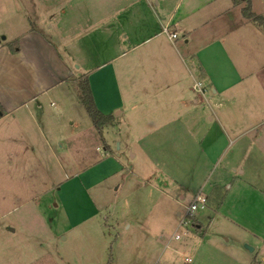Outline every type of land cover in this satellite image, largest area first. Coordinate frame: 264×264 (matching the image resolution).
Here are the masks:
<instances>
[{
    "label": "crops",
    "instance_id": "obj_1",
    "mask_svg": "<svg viewBox=\"0 0 264 264\" xmlns=\"http://www.w3.org/2000/svg\"><path fill=\"white\" fill-rule=\"evenodd\" d=\"M33 2L37 9L56 10L48 19L61 48L30 21L13 36L15 53L8 42L0 43V155L19 160L31 153L45 178L53 140L79 138L82 131L63 118L54 123L44 103L64 98L84 117L76 85L86 79L97 109L110 117L100 132L89 118L88 133L104 140L103 133L124 115L128 137L123 154L105 143V155L86 167L84 174H97L93 186L123 170L120 156L135 150L138 173L147 179L163 175V180L157 177L162 189L156 188L163 203L181 206L198 192L206 197V208L195 216L200 246L221 247L216 236L227 235L225 241L232 237L237 248L259 244L255 257L264 263V28L242 16L244 4ZM251 9L264 16V0H252ZM166 26L178 33L177 40L163 33ZM197 82L203 95L192 90ZM170 219L161 215L175 234L178 222ZM211 223L219 229L208 236ZM194 249L193 256L200 247ZM229 259L224 264H239ZM195 260L192 264H203Z\"/></svg>",
    "mask_w": 264,
    "mask_h": 264
},
{
    "label": "rangeland",
    "instance_id": "obj_2",
    "mask_svg": "<svg viewBox=\"0 0 264 264\" xmlns=\"http://www.w3.org/2000/svg\"><path fill=\"white\" fill-rule=\"evenodd\" d=\"M51 10L54 9H37L33 0H0V43L13 46L16 41L13 36L30 21L61 48L56 30L50 29ZM44 105L54 123L61 118L75 122L74 128L77 133L82 131L79 133L82 135L66 141L53 140L45 178L40 175L38 162L34 167L31 153L24 154L20 161L0 155V264H192L198 252L195 262L203 264L229 263V258L239 264L260 261L255 257L259 244L255 248L253 243L246 242L237 248L232 237L228 243L225 241L227 235L216 236L221 246L218 249L200 246L203 237L194 228L191 231V226L187 234L180 228V239H173V226L163 222L161 215L169 214L172 222H178L179 216L174 214L177 210L183 213L190 198L181 201L183 206L163 203V196L156 190L162 189L163 175L147 179L138 173L141 162L133 160L135 150L120 156L123 170L93 186L97 174L84 171L105 155V143L114 154L124 153L128 139L124 115L111 123L113 127L110 125L103 133L102 140L86 130L90 125L86 111L83 117L64 98L46 100ZM201 212L198 210L194 216L199 218ZM202 216L200 220L206 228L207 215ZM212 223L208 236L219 229ZM246 245L255 248L254 251L249 252ZM194 247L195 251L200 249L193 256ZM185 258L190 262L185 263Z\"/></svg>",
    "mask_w": 264,
    "mask_h": 264
},
{
    "label": "trees",
    "instance_id": "obj_3",
    "mask_svg": "<svg viewBox=\"0 0 264 264\" xmlns=\"http://www.w3.org/2000/svg\"><path fill=\"white\" fill-rule=\"evenodd\" d=\"M251 1L252 0H234V3H238V4L243 3L244 7L242 8V16L245 19L251 20L256 24L261 25L262 28H264V16H256L252 12ZM17 50H18V41L16 40L11 48V52L15 53ZM76 89H77L78 99L82 104V106L84 107L88 117L90 118L94 129L100 132L101 128L110 122V117L104 116L97 109L88 85V81L86 79H83V81L81 82L79 81L76 85ZM0 113H3L1 107H0ZM253 264H264V263L260 261H254Z\"/></svg>",
    "mask_w": 264,
    "mask_h": 264
},
{
    "label": "built area",
    "instance_id": "obj_4",
    "mask_svg": "<svg viewBox=\"0 0 264 264\" xmlns=\"http://www.w3.org/2000/svg\"><path fill=\"white\" fill-rule=\"evenodd\" d=\"M163 33L166 34L169 40L175 41L179 38V35L176 31L170 29L169 27H164L163 28ZM192 90L194 92L200 93L203 95L205 89L203 88V85L199 82L195 83L192 86ZM207 200L206 197L201 193L198 192L192 199L191 203L187 206L183 207V213H179V221L177 225V233L174 234L173 239L179 240L180 235H179V229L184 228L186 230L185 234H187L188 226H191V229L195 227L194 223V213L197 212L198 210H203L206 208ZM194 217V218H193ZM193 230V229H192ZM190 262L189 258H185V263Z\"/></svg>",
    "mask_w": 264,
    "mask_h": 264
},
{
    "label": "water",
    "instance_id": "obj_5",
    "mask_svg": "<svg viewBox=\"0 0 264 264\" xmlns=\"http://www.w3.org/2000/svg\"><path fill=\"white\" fill-rule=\"evenodd\" d=\"M245 248L248 249L249 251H252L253 250L251 247H249L247 245L245 246Z\"/></svg>",
    "mask_w": 264,
    "mask_h": 264
}]
</instances>
